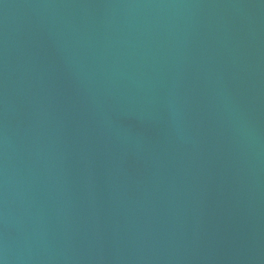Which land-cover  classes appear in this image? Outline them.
<instances>
[{"label":"water","instance_id":"water-1","mask_svg":"<svg viewBox=\"0 0 264 264\" xmlns=\"http://www.w3.org/2000/svg\"><path fill=\"white\" fill-rule=\"evenodd\" d=\"M0 264H264V0H0Z\"/></svg>","mask_w":264,"mask_h":264}]
</instances>
